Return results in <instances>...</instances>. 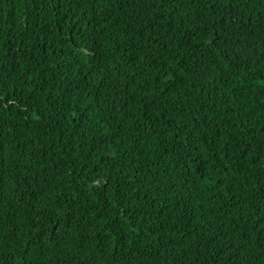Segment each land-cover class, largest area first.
Wrapping results in <instances>:
<instances>
[{"label":"trees","instance_id":"16d2710c","mask_svg":"<svg viewBox=\"0 0 264 264\" xmlns=\"http://www.w3.org/2000/svg\"><path fill=\"white\" fill-rule=\"evenodd\" d=\"M0 264H264V0H0Z\"/></svg>","mask_w":264,"mask_h":264}]
</instances>
